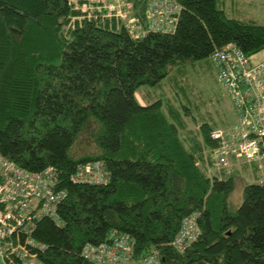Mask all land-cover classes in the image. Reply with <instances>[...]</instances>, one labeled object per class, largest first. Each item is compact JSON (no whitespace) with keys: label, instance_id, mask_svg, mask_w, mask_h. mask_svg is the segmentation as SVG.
Wrapping results in <instances>:
<instances>
[{"label":"trees","instance_id":"obj_1","mask_svg":"<svg viewBox=\"0 0 264 264\" xmlns=\"http://www.w3.org/2000/svg\"><path fill=\"white\" fill-rule=\"evenodd\" d=\"M175 1L174 33L135 40L118 23L71 22L68 0H0V156L31 172L55 168L67 192L61 226L44 219L35 231L42 263L89 264L82 247L115 233L135 239L137 259L264 264V185L246 184L234 207L240 172L207 175L216 129L194 118L186 78L198 61L217 78L211 55L227 43L264 51V26L228 18L222 0ZM94 162L108 184L70 183ZM193 213L200 236L179 253L169 244Z\"/></svg>","mask_w":264,"mask_h":264},{"label":"built area","instance_id":"obj_2","mask_svg":"<svg viewBox=\"0 0 264 264\" xmlns=\"http://www.w3.org/2000/svg\"><path fill=\"white\" fill-rule=\"evenodd\" d=\"M71 22H110L122 25L132 39L150 33L172 34L181 6L175 0H68ZM211 59L217 81L229 98L235 122L210 133L207 175L218 177L231 169L247 168L254 183L264 185V58L253 61L234 43L216 48ZM70 183L101 186L109 177L100 162L78 167ZM58 171L46 167L31 172L0 156V259L3 264H44L40 260L47 245L34 236L46 219L61 226L58 209L66 201ZM199 215L181 223L169 246L183 253L200 236ZM135 239L111 233L109 241L86 243L80 252L89 264H163L157 252L141 259L135 256Z\"/></svg>","mask_w":264,"mask_h":264},{"label":"rangeland","instance_id":"obj_3","mask_svg":"<svg viewBox=\"0 0 264 264\" xmlns=\"http://www.w3.org/2000/svg\"><path fill=\"white\" fill-rule=\"evenodd\" d=\"M222 3L221 8L228 18L251 21L264 26V0H222ZM263 58L264 51L252 56L254 62ZM186 78L191 84L190 102L196 121L207 123L214 129L221 130L234 124L235 115L230 100L219 85L216 78V69L209 61L195 62L193 66L187 69ZM137 100L142 104L145 102L140 95L137 96ZM241 170L248 171L245 167ZM233 172L236 173L235 170H230L228 174ZM239 172L242 175L241 171ZM239 172L237 171L238 174ZM243 179L235 177V189L229 198L234 207H238L242 203L244 186L251 183V181L254 182L251 177L244 176ZM0 264H3L1 259Z\"/></svg>","mask_w":264,"mask_h":264},{"label":"crops","instance_id":"obj_4","mask_svg":"<svg viewBox=\"0 0 264 264\" xmlns=\"http://www.w3.org/2000/svg\"><path fill=\"white\" fill-rule=\"evenodd\" d=\"M263 52V51H262ZM231 170H238V172L239 171H241V173H242V175L240 174V178L241 179H243V177L244 176H246V177H248V178H250L251 177V179H252V176H251V174L248 172V171H246V172H244L245 170H241V169H237V168H235V169H231ZM230 171V170H229ZM225 174H228V171H226L223 175H225ZM221 177H222V175H220ZM219 177V176H218ZM220 177V178H221ZM212 178V177H211ZM244 180V179H243ZM251 183H253L252 181H251Z\"/></svg>","mask_w":264,"mask_h":264}]
</instances>
